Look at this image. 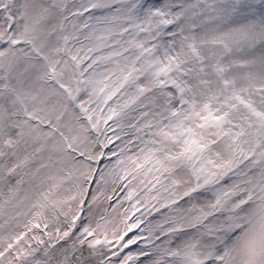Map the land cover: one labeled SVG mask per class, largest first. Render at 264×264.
<instances>
[{
	"label": "snow or ice",
	"instance_id": "snow-or-ice-1",
	"mask_svg": "<svg viewBox=\"0 0 264 264\" xmlns=\"http://www.w3.org/2000/svg\"><path fill=\"white\" fill-rule=\"evenodd\" d=\"M0 264H264V0H0Z\"/></svg>",
	"mask_w": 264,
	"mask_h": 264
},
{
	"label": "rangeland",
	"instance_id": "rangeland-1",
	"mask_svg": "<svg viewBox=\"0 0 264 264\" xmlns=\"http://www.w3.org/2000/svg\"><path fill=\"white\" fill-rule=\"evenodd\" d=\"M117 195L119 196V195H122V193H120L119 191L117 192ZM137 215H139V213H137Z\"/></svg>",
	"mask_w": 264,
	"mask_h": 264
}]
</instances>
